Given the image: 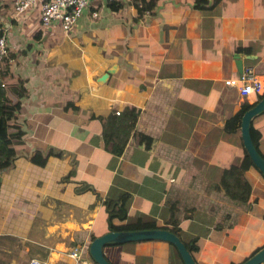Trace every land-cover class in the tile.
Returning a JSON list of instances; mask_svg holds the SVG:
<instances>
[{"label":"crops","instance_id":"obj_1","mask_svg":"<svg viewBox=\"0 0 264 264\" xmlns=\"http://www.w3.org/2000/svg\"><path fill=\"white\" fill-rule=\"evenodd\" d=\"M42 1L16 13L0 0L10 81L23 88L6 92L20 137L0 167V264H76L74 245L89 259L90 240L109 229L103 200L122 192L126 215L114 223L175 224L196 264H238L263 246L264 177L243 171L244 202L219 178L243 155L240 123L224 120L256 98L223 79L239 73L238 59L264 85V0H89L67 31L40 23ZM125 110L133 118L114 153ZM251 123L264 157V110ZM102 254L184 264L156 238L105 243Z\"/></svg>","mask_w":264,"mask_h":264},{"label":"trees","instance_id":"obj_2","mask_svg":"<svg viewBox=\"0 0 264 264\" xmlns=\"http://www.w3.org/2000/svg\"><path fill=\"white\" fill-rule=\"evenodd\" d=\"M145 1L146 0H140L141 2V6H139L140 8L144 6ZM153 1L154 0H151L152 3ZM135 3L137 4V0H135ZM0 31L3 32L1 26H0ZM7 66L8 64H7V56H6V58L1 63V67H0V167L2 166V163L8 160V158L12 156V154L14 153L12 144L15 143V141H18L20 137L19 130L16 131L9 130V126L12 125L11 120L13 119V117H15L13 112L16 108H18V103L10 101L8 99L6 92L10 90L12 91L16 90L17 93L19 94L23 90V88L19 85L15 86V83L10 81L13 78V74L12 72L9 71ZM263 94H258L256 98L250 103L246 101L240 103L237 111L230 118H226L224 120V123L227 124L229 122H236L238 126V124L240 123V117L242 113L246 109L251 107L256 102V100H258ZM131 115L129 114V112H127V110H125L120 116L116 117L117 121L120 122V124H123L124 126L121 129L122 137H119L120 143L114 148V153L120 152L123 147V144L125 142L130 127L129 120H132L133 118V115L132 116ZM128 116H131L129 117V120H127ZM251 120L249 123V135L254 147L256 148L258 153L262 156V154L259 152L257 147L259 133L258 130L253 127ZM54 153L57 154L58 152H54ZM39 155H40L39 152H34L31 155V160L38 164L43 163L44 158H38ZM249 166H255V165L253 164L245 148L243 147V155L239 163L230 165L229 167L223 170L219 178V184L220 186H222L225 193L232 200L244 202L247 199L249 192V184L243 176V171ZM261 175L264 177L262 173ZM77 189H79V187H77ZM126 198H127V194L122 192L115 200L110 198H106L103 200L104 210L106 212V221L108 223V228H109L108 230H128V229L163 227L177 235L178 228L175 224H171L170 226L167 225L159 226L152 221L149 220L145 221L141 218H137L134 222H129V223H116V222L114 223L112 221L114 217L120 220L125 218ZM184 244L189 252L191 251L192 248H194L192 242L185 241Z\"/></svg>","mask_w":264,"mask_h":264},{"label":"water","instance_id":"obj_3","mask_svg":"<svg viewBox=\"0 0 264 264\" xmlns=\"http://www.w3.org/2000/svg\"><path fill=\"white\" fill-rule=\"evenodd\" d=\"M237 69L240 72L242 66L240 61H236ZM114 66L106 70L97 77L98 81L103 82L105 77L113 70ZM264 110V94L256 102L246 109L240 117V136L243 147L249 155L253 164L264 175V157H262L254 147L249 135V123L252 117ZM163 239L173 244L184 264H196L192 255L186 248L184 242L173 232L163 227L140 228L128 230H108L92 238L88 244V253L96 264H110L102 254V245L105 243H118L139 239ZM264 261V245L246 257L238 264H259Z\"/></svg>","mask_w":264,"mask_h":264},{"label":"built area","instance_id":"obj_4","mask_svg":"<svg viewBox=\"0 0 264 264\" xmlns=\"http://www.w3.org/2000/svg\"><path fill=\"white\" fill-rule=\"evenodd\" d=\"M37 0H13L12 5L16 13L27 10ZM89 0H43L39 7V20L44 26L57 22L63 31L69 30L76 22L80 13L88 7ZM96 15L95 11H90ZM3 29V28H2ZM8 53L5 35L0 31V67ZM228 85L235 86L241 96L263 94L264 85L260 76L249 65L242 67L235 75L223 79ZM115 112H118L115 110ZM67 254L76 264H96L91 257L84 259L80 246L74 245ZM24 264H42L36 257H29Z\"/></svg>","mask_w":264,"mask_h":264}]
</instances>
